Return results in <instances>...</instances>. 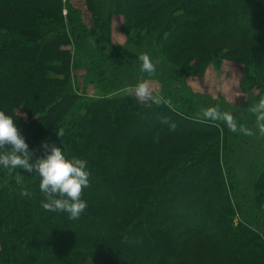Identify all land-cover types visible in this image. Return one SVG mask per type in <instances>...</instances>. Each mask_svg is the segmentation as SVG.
I'll use <instances>...</instances> for the list:
<instances>
[{"label": "trees", "instance_id": "16d2710c", "mask_svg": "<svg viewBox=\"0 0 264 264\" xmlns=\"http://www.w3.org/2000/svg\"><path fill=\"white\" fill-rule=\"evenodd\" d=\"M84 3L86 16L75 0H0V111L33 159L46 141L91 173L73 220L42 208L35 172L0 166V264H264V136L249 112L264 96V0ZM220 61L243 67L231 110L186 83ZM141 79L170 104L127 95ZM210 106L256 134L204 119Z\"/></svg>", "mask_w": 264, "mask_h": 264}, {"label": "clouds", "instance_id": "9594fccd", "mask_svg": "<svg viewBox=\"0 0 264 264\" xmlns=\"http://www.w3.org/2000/svg\"><path fill=\"white\" fill-rule=\"evenodd\" d=\"M141 62V73L149 77L156 74V65L148 54L138 57ZM158 63V62H157ZM129 96H134L141 104L151 102L155 105H169L170 101L156 94L149 80L141 79L134 87L126 89ZM249 112L255 116V129L264 136V96L249 107ZM201 116L210 121H222L231 132H241L247 136H254L252 128L238 126L236 118L227 111H221L218 106H210L201 110ZM174 130L176 125L167 118L161 121ZM58 137L64 136V130L56 132ZM159 141V134L155 137ZM45 156L33 159V153L25 138L15 126L14 119L0 111V166L14 170L24 169L28 173L35 172L40 178L39 189L44 195L42 208L50 212H66L69 218L76 220L87 208V202L82 199L83 190L90 186V171L87 161L77 157L68 158L60 147L54 143L42 144ZM17 184L22 183L21 177H16ZM22 197H30L27 189L21 190Z\"/></svg>", "mask_w": 264, "mask_h": 264}, {"label": "rangeland", "instance_id": "374dc122", "mask_svg": "<svg viewBox=\"0 0 264 264\" xmlns=\"http://www.w3.org/2000/svg\"><path fill=\"white\" fill-rule=\"evenodd\" d=\"M75 3L82 9L83 16H86L84 0H75ZM120 24L121 17L114 16L111 21V37L117 43H124L125 36L120 30ZM75 74H79V70H76ZM242 75L243 67L240 63L220 61L218 65H209L204 75L188 77L186 83L195 93L221 99L225 108L231 110L234 106L245 103V95L239 87ZM73 83L77 85L78 76L73 79ZM150 84L157 94L158 83Z\"/></svg>", "mask_w": 264, "mask_h": 264}, {"label": "crops", "instance_id": "0c3cea01", "mask_svg": "<svg viewBox=\"0 0 264 264\" xmlns=\"http://www.w3.org/2000/svg\"><path fill=\"white\" fill-rule=\"evenodd\" d=\"M121 23H122V17H121ZM121 25V24H120ZM125 40V39H124Z\"/></svg>", "mask_w": 264, "mask_h": 264}]
</instances>
